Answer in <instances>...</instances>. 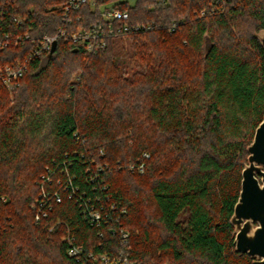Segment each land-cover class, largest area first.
Here are the masks:
<instances>
[{"label": "trees", "instance_id": "16d2710c", "mask_svg": "<svg viewBox=\"0 0 264 264\" xmlns=\"http://www.w3.org/2000/svg\"><path fill=\"white\" fill-rule=\"evenodd\" d=\"M67 2L0 0V36L55 33ZM101 5L127 10L132 23L152 28L111 38L92 55L59 42L30 66L19 88L0 89V264H80L66 255L67 227L88 250L117 247L108 234L97 236L67 196L48 218L35 221L39 181L48 167L64 162L88 193V169L109 165L101 177L128 209L123 226L137 264L171 258L254 264L235 251L230 220L247 149L264 119V49L256 38L264 30V0ZM78 15L83 27L96 18L89 5ZM128 38L133 50L123 55L119 44ZM32 46L0 48V64L24 58ZM145 152V173L129 171ZM154 221L158 240L145 225ZM100 242L107 246L99 248Z\"/></svg>", "mask_w": 264, "mask_h": 264}, {"label": "built area", "instance_id": "2783aa9c", "mask_svg": "<svg viewBox=\"0 0 264 264\" xmlns=\"http://www.w3.org/2000/svg\"><path fill=\"white\" fill-rule=\"evenodd\" d=\"M101 1L68 0L60 8L61 23L53 34H44L37 39L28 33L1 35V49L25 46L32 41L34 46L30 48L24 58L0 64V89L12 93L19 88L30 66L51 54L54 44L58 45L59 42H64L82 46L86 55H92L107 48L108 40L111 38L152 28L150 24L132 23L129 11L116 7H105L101 5ZM158 1L160 3L167 2V0ZM86 5L96 12V18L83 27L79 26L83 22V17L78 13ZM205 14L206 11H203L201 16ZM18 23L21 24L19 21ZM175 30L176 26L174 25L171 31ZM149 160L150 154L145 152L127 168L131 172L144 174ZM69 166L70 163L64 162L54 168L48 167L46 173L42 175L39 181L40 193L32 205L35 221L39 223L48 218L55 206L61 204L64 196H67L69 199L75 200L80 216L96 230L99 238L103 239L108 234L117 243V247L113 245L116 247L115 249L112 246L109 247L112 250H88L83 244L78 243L76 235L67 227L63 242L66 245V255L69 258L75 259L80 264H137L131 258L130 233L123 226V217L128 214V209L113 198L109 193V185L101 177L109 169V165L95 164L92 169H88L89 179L87 182L91 184V193L81 190V187L75 184L76 177L70 173ZM104 246H107L104 242L98 244L99 248Z\"/></svg>", "mask_w": 264, "mask_h": 264}, {"label": "water", "instance_id": "95a60500", "mask_svg": "<svg viewBox=\"0 0 264 264\" xmlns=\"http://www.w3.org/2000/svg\"><path fill=\"white\" fill-rule=\"evenodd\" d=\"M256 38L264 49V30ZM56 47L54 44L51 55ZM247 151L241 193L230 222L235 229V251L249 255L254 264H264V119Z\"/></svg>", "mask_w": 264, "mask_h": 264}, {"label": "rangeland", "instance_id": "374dc122", "mask_svg": "<svg viewBox=\"0 0 264 264\" xmlns=\"http://www.w3.org/2000/svg\"><path fill=\"white\" fill-rule=\"evenodd\" d=\"M137 0H127V2L131 5L134 6ZM223 7L220 8H225L223 3H222ZM216 10V9H215ZM219 10V9H218ZM223 11V10H222ZM241 19L243 20H248L249 18L247 16L244 15V17H241ZM118 46V45H117ZM133 46H134V38H128V39H124L120 42L119 44V48L118 51L121 50V48L123 49V55H130L132 50H133ZM117 50V49H115ZM251 61H255V59H257V56L255 55L254 52L252 51H247V53L245 54ZM124 57V56H123ZM122 58V57H121ZM125 58V57H124ZM198 58V57H197ZM194 59V58H193ZM197 60V59H196ZM133 66V64H132ZM79 76V75H78ZM78 76H76L78 78ZM11 96H13V94H10ZM13 99V98H11ZM153 212V210L151 211ZM186 217V216H185ZM185 217H183V219H185ZM146 227L148 226L150 229V236L152 239H160L162 237V233L159 231V226L157 225L156 221L152 222L151 224L146 222ZM170 257V256H169ZM167 264H181V262H177L175 261L173 258L169 259V262H167Z\"/></svg>", "mask_w": 264, "mask_h": 264}]
</instances>
